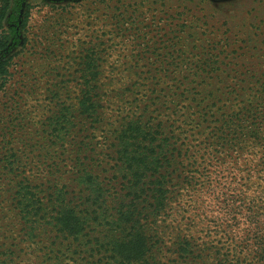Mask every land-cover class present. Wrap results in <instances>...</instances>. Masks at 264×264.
Here are the masks:
<instances>
[{"label":"rangeland","instance_id":"rangeland-1","mask_svg":"<svg viewBox=\"0 0 264 264\" xmlns=\"http://www.w3.org/2000/svg\"><path fill=\"white\" fill-rule=\"evenodd\" d=\"M28 5L25 42L0 97V119H9L0 122V241L10 236L1 260L112 264L101 257L107 235L133 199L117 136L138 120L155 138L142 144L156 166L135 202L151 262L259 264L264 0H22L20 18ZM91 55L101 106L61 142L48 124L61 108L74 111ZM8 162L12 171L1 168ZM19 180L51 200L50 187H62L61 208L87 216L82 235L51 223L33 230L19 212Z\"/></svg>","mask_w":264,"mask_h":264},{"label":"trees","instance_id":"trees-1","mask_svg":"<svg viewBox=\"0 0 264 264\" xmlns=\"http://www.w3.org/2000/svg\"><path fill=\"white\" fill-rule=\"evenodd\" d=\"M21 3L22 0H0V97L9 90L7 82L11 66L20 51V42L24 43L26 38L23 30L27 28L31 6H27L25 14L20 18L18 14L21 10ZM93 57L91 55L89 61L86 62L84 74L86 85L82 88L81 97L73 105L74 111H70L69 107L61 108L54 120L48 124L54 132L56 131V133L53 132L55 134L53 137L61 142L69 134L68 130L71 126L76 125L75 120L82 123L85 119L94 120L95 114L98 113V107L101 106L96 91L98 88L96 81L100 71ZM2 120L9 119H0V122ZM151 129L152 126L138 120H131L119 131L117 136L118 157L122 163L127 165V169L133 177L130 179L133 199L127 209L117 210L113 226L118 228V233L107 235V238L110 239L109 247L105 249L103 245L100 246L104 248L101 257L108 258V262L112 264H153L149 256V253H152V246L149 245L146 235L141 231L142 226H138L139 220L136 219L135 204L147 190L145 188L147 173L154 170L156 166V162L150 160L147 146H142L145 142V144H151L155 140L152 137ZM77 159H80L79 154ZM11 164L8 162L1 168L12 171L14 167ZM16 186L18 188L17 198H20L21 204L19 212L25 222L31 223L33 230H38L37 226L51 223L57 232L65 236L78 239L82 235L87 224V216L72 207L61 208L62 203L66 201L65 191L62 187H50L51 195H53L51 200L48 198L49 193L47 194L46 189L41 186H34L25 180L16 181ZM97 213L98 211L94 210V215ZM9 237L7 235L1 237L2 255H5L7 251L5 246L9 245V241L7 242ZM97 253L100 254L101 249H98ZM6 260L7 258L2 260L0 258V264H6ZM8 261L13 262L11 258ZM260 261L259 264H264L263 253H261Z\"/></svg>","mask_w":264,"mask_h":264}]
</instances>
